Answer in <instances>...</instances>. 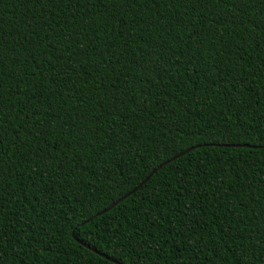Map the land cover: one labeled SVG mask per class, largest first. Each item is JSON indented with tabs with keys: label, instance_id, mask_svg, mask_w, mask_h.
<instances>
[{
	"label": "trees",
	"instance_id": "obj_1",
	"mask_svg": "<svg viewBox=\"0 0 264 264\" xmlns=\"http://www.w3.org/2000/svg\"><path fill=\"white\" fill-rule=\"evenodd\" d=\"M119 263L264 264V0H0V264Z\"/></svg>",
	"mask_w": 264,
	"mask_h": 264
},
{
	"label": "water",
	"instance_id": "obj_2",
	"mask_svg": "<svg viewBox=\"0 0 264 264\" xmlns=\"http://www.w3.org/2000/svg\"><path fill=\"white\" fill-rule=\"evenodd\" d=\"M237 145H240V144H237ZM246 145V144H245ZM255 147V146H254ZM193 147H190L189 149H186L185 151H182L181 153H179V154H177V155H175V156H173L172 158H171V160L172 159H174V158H176L177 156H180V155H182L183 153H185V152H187V151H189V150H191ZM168 162V161H167ZM166 162H164V163H162V164H160V165H158L155 169H153L138 185H136L135 187H133L130 191H128L127 193H125L124 195H122L121 197H119L117 200H115L113 203H111L109 206H107L106 208H104V209H102L101 211H99V212H97L95 215H99V214H101V213H103V212H105V211H107V210H109V209H111L112 207H114L118 202H120L121 200H123L124 198H126L127 196H129L132 192H134L135 190H137L159 167H161L163 164H165ZM92 218V217H91ZM90 218V219H91ZM72 237L78 242V243H80L81 245H83V246H85V247H87V248H90V246L88 245V244H86L85 242H82L80 239H78L77 238V236L74 234V233H72ZM92 249V248H91ZM95 253H98L99 255H101V256H103V257H105L106 259H108V260H110V261H113V262H116V263H118L117 261H115V260H113L112 258H110V257H108V256H106L105 254H103V253H101V252H99L98 250H96V249H92ZM119 264H123V263H119Z\"/></svg>",
	"mask_w": 264,
	"mask_h": 264
}]
</instances>
